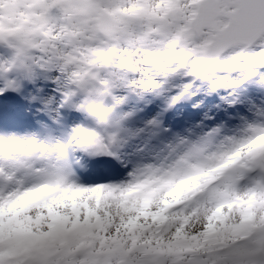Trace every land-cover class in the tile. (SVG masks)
<instances>
[{
  "label": "snow or ice",
  "instance_id": "6c2138e0",
  "mask_svg": "<svg viewBox=\"0 0 264 264\" xmlns=\"http://www.w3.org/2000/svg\"><path fill=\"white\" fill-rule=\"evenodd\" d=\"M0 264H264V0H0Z\"/></svg>",
  "mask_w": 264,
  "mask_h": 264
}]
</instances>
